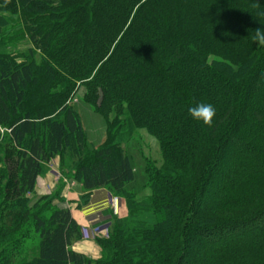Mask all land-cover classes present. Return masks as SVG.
Wrapping results in <instances>:
<instances>
[{"label":"trees","instance_id":"trees-1","mask_svg":"<svg viewBox=\"0 0 264 264\" xmlns=\"http://www.w3.org/2000/svg\"><path fill=\"white\" fill-rule=\"evenodd\" d=\"M21 15L40 23L25 53L0 46V264H264V0H0V23ZM80 87L107 123L97 146L72 106ZM200 103L211 127L189 114ZM235 153L232 185L204 205ZM56 158L82 205L105 189L129 209L96 261L73 250L71 210L36 194ZM193 245L210 251L189 260Z\"/></svg>","mask_w":264,"mask_h":264},{"label":"rangeland","instance_id":"rangeland-1","mask_svg":"<svg viewBox=\"0 0 264 264\" xmlns=\"http://www.w3.org/2000/svg\"><path fill=\"white\" fill-rule=\"evenodd\" d=\"M31 18L25 15H21L17 18L9 19V22L0 23V46H8V50L11 54L25 53L28 49L32 47L29 42V28H27V23L36 25L40 23L39 19H35L31 22ZM39 55H37V61L39 62ZM86 90L84 87H80V90L74 96L72 100V106L77 110L78 114L81 116L84 128L88 135V140L90 144L95 146L101 144L107 138V123L105 119L95 112V110L85 102ZM138 137L142 138V151L145 156L152 158L153 160L161 161V147L157 139L149 134L145 130L138 131ZM246 156V155H244ZM243 157V156H242ZM241 157L235 154H230L225 161L218 162V164L212 169L210 176V184L206 187V193L202 196V202L206 204H217L216 200L219 199L225 193V188L230 187L236 177L238 165L237 162L240 161ZM55 169L56 166L53 165ZM58 172L54 175L55 181L58 185L64 183L67 187H74L79 182L71 179H67L64 175V171L61 170V165L59 162ZM58 187V186H57ZM115 199V197H114ZM117 198L112 200V212L110 221L101 222L95 224L91 227V234L85 235L84 238L79 242H93L99 247V241L108 240L110 237V230L113 228L115 221H123L128 213L129 209L125 200ZM119 200V204L117 201ZM190 232V227L187 224L186 233ZM101 250V248H100ZM209 248L207 246H192L190 259L192 256L203 257L209 253ZM94 256V255H93ZM101 253L97 258H89L96 261L100 258ZM92 257V256H91Z\"/></svg>","mask_w":264,"mask_h":264},{"label":"crops","instance_id":"crops-1","mask_svg":"<svg viewBox=\"0 0 264 264\" xmlns=\"http://www.w3.org/2000/svg\"><path fill=\"white\" fill-rule=\"evenodd\" d=\"M59 162L60 160L56 158L47 165L45 174L38 180L36 194L38 196L57 195L56 205L62 209L71 210L74 220L82 230L83 239L86 234H91L92 226L112 219L111 204L112 200L115 201L117 198L114 199L109 191L100 189L92 193L87 204L82 205V196L85 191L81 184L71 188L64 183L58 185L55 181L54 175L59 171ZM53 165L56 166L55 169ZM119 200H116L117 204ZM73 250L89 258H97L101 253L100 247L93 242H77Z\"/></svg>","mask_w":264,"mask_h":264},{"label":"clouds","instance_id":"clouds-1","mask_svg":"<svg viewBox=\"0 0 264 264\" xmlns=\"http://www.w3.org/2000/svg\"><path fill=\"white\" fill-rule=\"evenodd\" d=\"M254 41L259 45H264V31L257 28L255 31ZM191 117L197 121H202L205 125L211 127L213 118L216 115L215 108L211 104L200 103L189 109Z\"/></svg>","mask_w":264,"mask_h":264}]
</instances>
